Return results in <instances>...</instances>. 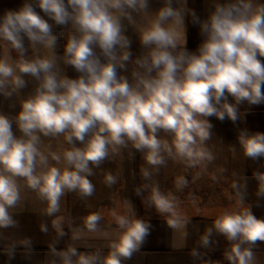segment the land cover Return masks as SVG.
Instances as JSON below:
<instances>
[{
	"label": "clouds",
	"instance_id": "obj_1",
	"mask_svg": "<svg viewBox=\"0 0 264 264\" xmlns=\"http://www.w3.org/2000/svg\"><path fill=\"white\" fill-rule=\"evenodd\" d=\"M189 23L200 37L195 50ZM0 98L19 107L0 111V230L17 228L15 216L35 197L64 237V197L93 196L96 170L134 150L144 161L136 194L183 241L189 218L176 193L189 181L177 175L175 191H164L155 177L169 161L185 171L206 169L215 158L210 118L237 125L242 105L264 104V2L206 0L202 17L189 0H22L0 14ZM237 141L246 158L264 160V132L238 128ZM252 178L264 197V171ZM118 180L104 173L106 186ZM231 187L233 206L216 213L199 245L210 248L221 236L228 264H260L264 218L246 202V181ZM108 217L106 225L103 211L89 212L80 225L67 222L73 241L103 239L106 254L51 247L48 264L131 259L150 234L149 219L129 200ZM40 228L48 231L45 223ZM17 243L31 246L28 238L13 242L4 249L9 257Z\"/></svg>",
	"mask_w": 264,
	"mask_h": 264
},
{
	"label": "crops",
	"instance_id": "obj_2",
	"mask_svg": "<svg viewBox=\"0 0 264 264\" xmlns=\"http://www.w3.org/2000/svg\"><path fill=\"white\" fill-rule=\"evenodd\" d=\"M264 2V0H262ZM22 0H0V14L5 8H17ZM206 0H189V6L194 8L202 17L205 15ZM200 43L198 29L188 25V47L190 50ZM134 50L138 44H134ZM69 75H74L69 71ZM10 102L0 98V111L15 114L19 110L17 106L12 109ZM241 111L246 112L244 121L233 125L230 120L219 121L215 117L210 118L214 125L213 139L209 142V148L214 154V160L206 169L184 170L180 164L169 161L167 166L161 168L155 177L164 191H175L174 180L177 175L183 174L189 181L188 187L182 192L176 193L181 201L184 213L189 222L186 227L187 236L181 241L173 231L168 228L164 219L159 216L154 208H146L143 197L136 194L135 189L143 182L139 169L144 164L142 156L138 152L128 156L125 153L121 158L106 161L101 168L96 170V175L90 179L95 185L93 196L87 200H81L74 193L67 194L62 202V214L65 217L64 237L58 238L51 227V218L42 212L43 205L30 197L23 209L15 216L18 221L17 228L0 230V264H48L50 260V248L64 249L69 244H74L80 251H92L100 249L106 254L105 241L100 238L88 236L79 241L71 239L68 229V221L73 225H80L82 217L89 212L103 211L106 219L102 225H106L110 219L108 213L116 208L124 200H129L138 217L149 219L152 225L149 236L141 249L124 264H228L223 257L227 242L221 236H214L215 243L210 248H202L199 245L200 236L206 228L212 225L216 213L234 204L233 181L244 183L246 181V202L252 206V211L258 218H264V197L256 195L257 182L252 178L254 171H264V160L253 161L246 158L237 141L238 128L247 127L250 132H264V104L242 105ZM235 146L236 151L231 150ZM220 170H223L222 172ZM111 171L119 174L118 182L112 187L104 184V173ZM146 195V193L144 194ZM48 225V231H41L40 225ZM113 227H115L113 225ZM28 238L31 241L29 248L16 244L15 252L9 257L4 249L13 242ZM195 250L198 256H193ZM260 264H264V243L258 248Z\"/></svg>",
	"mask_w": 264,
	"mask_h": 264
}]
</instances>
